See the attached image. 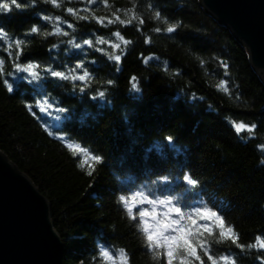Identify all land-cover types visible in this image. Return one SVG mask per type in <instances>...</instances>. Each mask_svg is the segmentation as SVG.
Masks as SVG:
<instances>
[{
    "label": "trees",
    "instance_id": "1",
    "mask_svg": "<svg viewBox=\"0 0 264 264\" xmlns=\"http://www.w3.org/2000/svg\"><path fill=\"white\" fill-rule=\"evenodd\" d=\"M69 7L78 15L67 13ZM113 13L125 21L134 13L136 19L130 25L107 24ZM44 15L60 17L59 26L67 35L45 36L55 25L42 20ZM94 17L105 18V24ZM168 24L179 27L169 34L164 31ZM34 25L38 34L29 33ZM0 26L9 37L25 41L19 62L39 63L47 98L69 110L61 114L69 118L60 121L55 112L41 113L35 107L41 94L33 83L19 79L26 74L14 73L6 53L0 52L4 78L14 89L9 93L0 83V149L47 197L64 242V264H100L96 257L101 246L113 255L124 249L129 264H162L144 246L136 222L118 200L157 180L161 183L153 188L156 195L178 197L182 207L188 202L217 211L234 227L240 244L264 237V108L258 110L264 104V82L245 46L199 0H60V7L38 0L23 12L0 14ZM115 31L131 42L122 44L120 71L96 51H111L96 40L118 42ZM85 39H92L95 47L83 45ZM149 56L155 59L145 64ZM78 63L92 76L83 92V82L76 81L74 88L73 82L58 81L43 71H67ZM132 77L139 91L132 90ZM221 80L228 82L229 93L218 89ZM101 90L105 97L92 99ZM233 121L256 127L252 133H236ZM68 143L102 156L103 163L89 160L81 168L83 154L74 156ZM157 143L162 151H147ZM90 164L91 176L86 174ZM185 175L198 182L192 192L185 191L191 187ZM212 249L237 256V264H260L257 257L262 255L247 247L241 252L230 242L213 243Z\"/></svg>",
    "mask_w": 264,
    "mask_h": 264
},
{
    "label": "snow or ice",
    "instance_id": "2",
    "mask_svg": "<svg viewBox=\"0 0 264 264\" xmlns=\"http://www.w3.org/2000/svg\"><path fill=\"white\" fill-rule=\"evenodd\" d=\"M88 2L106 3V0H88ZM37 3L38 0H0V14H10L14 9L23 12L30 6L35 7ZM43 3L51 4L54 7H60V0H43ZM66 11L70 15H78L71 7L67 8ZM113 16L114 19H107V24L118 22L121 25H130L132 21L136 19L134 13L127 21L121 19L120 16L115 13H113ZM79 18L88 19V17ZM41 19L44 21H51L55 25L54 32H45V36L67 35L59 26L61 22L60 17H55V19H53L50 16L44 15ZM95 19L100 25L105 24V18ZM155 19H161V13L159 11L155 12ZM139 23L143 24V19H140ZM165 23L167 22L165 21ZM68 27L71 28L73 25L69 24ZM178 27V24H168L164 31L171 34L176 32ZM155 31L160 32L161 29L156 28ZM39 32V27L35 25L29 29L30 34H38ZM112 35L118 42L106 40L103 37L96 40L97 44L108 45L111 51H106L104 48H96V51L107 56L108 60L114 61L117 65L116 71H120L118 65L123 55L122 44L126 46L131 42L125 39L120 31H115ZM146 42H150V40ZM69 43L74 42L69 41ZM24 45L25 41L23 39L9 37L7 31L0 26V52L6 53L7 58L12 64L14 73L26 74L20 76L19 79L33 83L42 96L41 100L36 101L35 107H37L41 113L48 116H51L52 113L55 112V119L57 121H60L62 118L68 119L69 117H62L61 114L67 113L69 110L58 106V102L54 98H52L51 101L47 98L48 94L45 92L43 84L40 83L45 79L41 74V65L31 61L24 63L19 62L21 56L24 54ZM83 45L95 47L92 39L83 40ZM74 47L79 49L82 45L74 43ZM118 50H120L121 54H117ZM152 59H155V57L149 56L145 58L143 62L147 64ZM4 65L5 59L0 57V83L3 84L7 92L11 93L14 90L13 84L10 83L8 79L4 78ZM223 67L226 70L228 65L223 64ZM81 69L83 70L82 73L78 72V70ZM43 71L47 76L55 78L58 81L73 82L74 88L76 87V81L83 82L84 87L80 88L81 92L85 91V88L92 80L91 74L83 63H78L67 71L55 70L52 67L45 68ZM14 73L9 72L7 75L12 76ZM131 80L132 90L139 91L136 78L132 77ZM107 83L111 85L113 81L109 80ZM227 85L228 82L226 80H221L217 87L224 93H229ZM103 97H105V91L101 90L98 91L92 99ZM28 109L31 112L32 105H28ZM32 114L35 115L34 112ZM232 124L236 133H252L256 127L255 125L249 126L242 122L236 123L233 121ZM48 135H53V133L48 132ZM60 139H63V137ZM166 140L170 147H175L174 144L171 143V137H167ZM260 147L264 149V145ZM67 148L72 151L74 156L81 153L83 154V161L80 164L81 168H84V165L88 163L89 160L94 164L103 163L102 156L90 154L79 144L68 143ZM153 149L160 152L162 151V146L157 143L148 148L147 151L151 152ZM177 151L179 150L177 149ZM93 171L94 168L90 164L86 174L91 176ZM183 179L186 181L187 185L191 186L185 191L192 192L198 183L197 180L191 178L189 175H185ZM162 180L167 181V177H163ZM160 183L161 181L157 180L152 182V187L141 185L138 189L130 190V194L120 195L118 198L127 217L136 222L135 227L142 235L144 246L152 253L154 260L158 262L162 261V264H206V262L207 264H237V256L230 254L221 255L214 253L212 249L213 243L220 244L230 242L231 245H234L235 248L239 249L241 252L245 250V247L260 251L262 255L257 257V259L260 260V264H264V237L257 236L254 242L247 246L240 244L239 235L236 233L234 227L227 226L224 218L219 215L217 211L202 206L194 207L192 203L188 202H184L182 207L180 198L171 195L161 198V196L156 195V191L153 190V188ZM146 188L147 191L145 190ZM166 190L167 189H163L162 191ZM96 259L100 261V264H129V258L124 249L115 250V255H113V250L101 246Z\"/></svg>",
    "mask_w": 264,
    "mask_h": 264
},
{
    "label": "water",
    "instance_id": "3",
    "mask_svg": "<svg viewBox=\"0 0 264 264\" xmlns=\"http://www.w3.org/2000/svg\"><path fill=\"white\" fill-rule=\"evenodd\" d=\"M245 46L264 82V0H199ZM264 104L258 110H262ZM0 264H64L47 197L0 149Z\"/></svg>",
    "mask_w": 264,
    "mask_h": 264
}]
</instances>
